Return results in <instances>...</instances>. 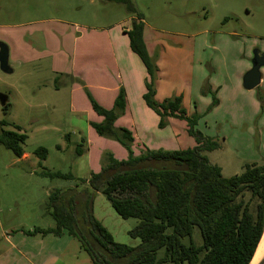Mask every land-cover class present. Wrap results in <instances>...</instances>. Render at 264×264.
Listing matches in <instances>:
<instances>
[{"label":"rangeland","instance_id":"obj_1","mask_svg":"<svg viewBox=\"0 0 264 264\" xmlns=\"http://www.w3.org/2000/svg\"><path fill=\"white\" fill-rule=\"evenodd\" d=\"M130 1L137 11L134 16L144 18L147 50L158 68L155 85L163 80L164 96L171 95L167 99L182 97L178 95L181 91L183 109L189 116H201L196 129L219 145L204 153L208 161L220 167L226 178L241 174L247 164L264 165V67L258 88L246 90L243 86L245 74L253 67L254 52L264 54V0ZM44 20L50 23L42 25ZM129 21L127 7L109 0H0V36L13 34L15 40L24 34L19 28L22 25L32 36L42 26L58 22L73 29L114 24L131 27ZM56 37L60 38L59 34ZM0 42L9 47L10 63L15 64L12 74L0 70V94L10 98L7 114L0 105V130L25 134L23 149L29 155L28 160L18 158L0 144V224L16 231L18 226L30 230L46 221L55 225L47 213L49 194L57 189H89L84 183L89 175L88 160L77 155L74 138L86 119L71 111L69 84L57 94L53 88L41 87L53 69L52 59L17 67L9 43ZM200 70L206 74L203 85L200 87L197 79L191 85L190 75L197 76L193 71ZM207 90L213 92L204 95ZM40 96L43 103L38 101ZM206 96L209 105L202 98ZM213 96L220 103L209 111ZM3 121L9 125L1 126ZM176 130L181 150L197 146L186 121L177 119ZM39 148L48 151L44 162L34 154ZM40 165L49 171L71 173L74 180L41 177ZM94 211L109 221L116 242L140 245V240L128 234L138 221L123 220L102 193L95 195ZM196 235L199 237L198 230Z\"/></svg>","mask_w":264,"mask_h":264},{"label":"trees","instance_id":"obj_2","mask_svg":"<svg viewBox=\"0 0 264 264\" xmlns=\"http://www.w3.org/2000/svg\"><path fill=\"white\" fill-rule=\"evenodd\" d=\"M109 1L124 4L132 17L126 34L132 51L147 70L144 100L160 117L159 128H167L172 118L186 121L188 133L196 139L197 146L175 151L146 148L136 155L133 132L116 127L126 111L125 90L121 88L114 107L106 109L93 98L85 83L77 79L93 111L103 118L100 123L91 122V127L99 137L120 144L128 157L119 160L111 151H105L101 171L84 181L89 189L52 191L47 213L55 228H35L27 234L61 236L66 231L79 241L92 264H251L264 234V165L247 164L241 174L226 178L220 167L208 161L204 153L218 149L219 145L196 129L201 116L198 113L189 116L182 107V97L162 103L155 100L158 68L147 50L143 16H134L137 11L130 0ZM212 92L207 90L203 94ZM219 103L213 96L209 111ZM9 108L10 103L2 110L7 114ZM8 125L5 121L1 123L3 127ZM16 129L20 131L19 127ZM26 141L25 134L0 130V144L18 158L25 154ZM34 154L44 162L48 151L39 148ZM77 155L83 152L77 150ZM42 169L38 173L41 177L74 180L71 173ZM97 193L107 198L123 220L138 221L128 234L141 241L139 246L116 242L95 217Z\"/></svg>","mask_w":264,"mask_h":264},{"label":"crops","instance_id":"obj_3","mask_svg":"<svg viewBox=\"0 0 264 264\" xmlns=\"http://www.w3.org/2000/svg\"><path fill=\"white\" fill-rule=\"evenodd\" d=\"M48 20H44L42 25L50 23ZM129 22L131 26L132 17ZM19 28L24 34H20L17 40L13 34L0 36V40L10 45L12 61L14 60L19 67L52 59L53 69L47 82L41 84V87L45 88L44 90L53 88L52 90L57 94L63 90L62 86L69 84L71 111L79 116H85L83 133L79 130L78 135H74L77 140L76 152L82 151L88 160L89 175L84 181H88L92 173L101 171V158L105 151H111L119 160H126L128 153L117 142L99 137L91 127V122L100 123L103 118L93 111L78 80L85 83L93 98L106 109H112L120 89L125 90L126 111L117 120L116 127L127 128L133 132L135 137L133 149L136 155L141 154L146 148L154 151L181 150L178 144L179 133L176 130L177 119H170L169 126L160 129V117L144 100L148 73L139 56L131 49L130 39L126 34L131 27L114 24L70 29L68 26H63L62 22H58L56 26H42L36 34L32 33V36L28 35L30 31L26 29V25ZM55 31L60 38L53 33ZM145 40L148 42L147 38ZM65 53L69 55V62ZM10 65L14 73L15 64L10 63ZM193 72L197 76L190 75L191 85L197 79L201 87L206 74L202 70ZM58 80H63V83L57 85ZM164 88L163 80L160 79L157 82L155 97L158 103L171 97V95L164 96ZM212 89L216 90L214 86ZM178 95L183 97L181 91ZM202 98L206 104L209 103L210 97ZM38 101L43 103V96H40ZM22 159L28 160L29 155L25 153ZM85 184L87 185V182ZM94 214L114 237L109 221L99 218L95 211ZM39 225L35 228L46 230L56 226L48 224V221ZM35 228L27 230L23 226H18L16 231L12 228H4L0 224V264H92L91 260L83 255L79 241L66 231L61 236L27 234L33 232Z\"/></svg>","mask_w":264,"mask_h":264},{"label":"water","instance_id":"obj_4","mask_svg":"<svg viewBox=\"0 0 264 264\" xmlns=\"http://www.w3.org/2000/svg\"><path fill=\"white\" fill-rule=\"evenodd\" d=\"M9 47L0 42V70L6 74H12L13 69L9 62ZM253 67L248 71L243 79V86L246 90H254L258 88L262 81L261 68L264 67V54L260 51L254 52ZM9 103V96L6 94H0V105L2 108ZM259 264H264V259Z\"/></svg>","mask_w":264,"mask_h":264},{"label":"bare ground","instance_id":"obj_5","mask_svg":"<svg viewBox=\"0 0 264 264\" xmlns=\"http://www.w3.org/2000/svg\"><path fill=\"white\" fill-rule=\"evenodd\" d=\"M264 259V234L251 264H259Z\"/></svg>","mask_w":264,"mask_h":264}]
</instances>
